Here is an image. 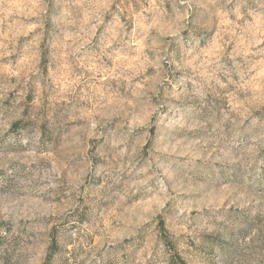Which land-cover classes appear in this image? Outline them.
Masks as SVG:
<instances>
[{
    "label": "rangeland",
    "instance_id": "obj_1",
    "mask_svg": "<svg viewBox=\"0 0 264 264\" xmlns=\"http://www.w3.org/2000/svg\"><path fill=\"white\" fill-rule=\"evenodd\" d=\"M175 252L264 264V0H0V264Z\"/></svg>",
    "mask_w": 264,
    "mask_h": 264
},
{
    "label": "trees",
    "instance_id": "obj_2",
    "mask_svg": "<svg viewBox=\"0 0 264 264\" xmlns=\"http://www.w3.org/2000/svg\"><path fill=\"white\" fill-rule=\"evenodd\" d=\"M54 246V245H53ZM170 264H188L185 259L180 256L178 253H172L170 255V260H169ZM49 264V263H48Z\"/></svg>",
    "mask_w": 264,
    "mask_h": 264
}]
</instances>
